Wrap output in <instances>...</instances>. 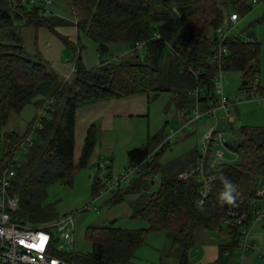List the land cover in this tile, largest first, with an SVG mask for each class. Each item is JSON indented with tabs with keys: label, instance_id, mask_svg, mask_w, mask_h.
Returning a JSON list of instances; mask_svg holds the SVG:
<instances>
[{
	"label": "trees",
	"instance_id": "trees-1",
	"mask_svg": "<svg viewBox=\"0 0 264 264\" xmlns=\"http://www.w3.org/2000/svg\"><path fill=\"white\" fill-rule=\"evenodd\" d=\"M42 1L38 0V7L18 4L11 9L7 0H0V133L9 114L19 111L37 96H49L48 102H53L51 113L43 119L44 129L38 133V142L27 154L12 189L19 195L18 215L30 225L57 219L50 207L43 206L46 189L58 182L70 185L76 172L88 166L95 146L93 128L88 130L77 163L74 160L76 112L80 106L131 95L166 92L171 94L170 104L176 110H189L196 103L206 108L216 99L217 66L212 62V53L216 46L215 32L223 25L219 7L245 12L252 8L250 0H54L59 8L77 20L78 34H85L97 46L123 43L132 49L138 46L144 49L143 55H132L134 62L121 59L117 63L102 62L95 68L86 69L78 55V37L77 45L73 46L75 73L71 81H64L39 53L26 59L27 51L14 31L18 23L34 29L46 26L66 46L71 45L54 31L55 12L44 10ZM165 48H170L176 60L183 64L182 76H178L184 84L171 82L172 86L167 88L156 75ZM227 48L229 55L223 62L224 72L239 73L242 79L240 91H248L249 85L258 78L260 44L229 36ZM99 57L103 59L106 55ZM198 86L201 92L198 97L192 96L191 92ZM259 91L264 92V89L259 86ZM32 126L29 125L22 135L4 134L0 163L16 154ZM238 129L239 144L227 145L238 160L216 170V179L202 205L199 204L197 177L183 179L182 175H171L161 178L155 197L134 212L133 218L145 221L146 229L91 228L87 230L86 238L91 242L92 250L84 255L73 254L69 261L130 264L147 233L162 231L170 233L173 245L183 251L180 264H187L186 251L193 245L194 232L197 229L222 230L230 209L251 204L257 188L262 186L259 178L264 176V127L241 126ZM164 132L149 139L145 146L130 150L127 153L129 164L142 162L159 144ZM160 154L163 152L160 151L133 179L126 195L142 193V184L147 182L145 178H149V186L158 173L167 170L157 162ZM194 155L198 160V151ZM192 163L193 167L197 164ZM195 174L198 176V172ZM96 180L92 185L93 196L101 188ZM120 190L111 199L116 200ZM226 194L232 197L230 201L225 199ZM242 228L238 225L226 228L230 242L223 243L221 251L224 253L228 249L231 252L228 260L238 249Z\"/></svg>",
	"mask_w": 264,
	"mask_h": 264
},
{
	"label": "rangeland",
	"instance_id": "rangeland-1",
	"mask_svg": "<svg viewBox=\"0 0 264 264\" xmlns=\"http://www.w3.org/2000/svg\"><path fill=\"white\" fill-rule=\"evenodd\" d=\"M7 2L9 3L11 9H15L17 6H13L8 0ZM249 3L252 8L246 12L239 11L240 9L229 10L224 6H220V12L223 15L222 27L224 30H228L229 28L225 22L228 15L237 13L239 19L236 26L232 30L228 31V36L241 37L242 40H245L247 35H254L257 38V42L260 44L259 74L257 79L260 80L259 86L264 89V0H258V3L254 5H252L251 0ZM58 6V3L53 0L52 5H50L48 9L56 14L62 15L65 18L67 17L73 19L70 15H68L69 13L65 9L59 8ZM76 21L77 20L73 19L75 26L77 25ZM52 23L54 24V27H56V23L59 22L53 20ZM16 25L18 26L19 24ZM40 28H46V26ZM47 30L52 33V31L48 28ZM14 31L18 36V32H16L15 29ZM78 37L80 45L78 53L86 62L87 60L90 61L89 55L91 50L97 48V45L93 43L85 34L80 33ZM22 39L24 40V46L31 49L29 37L22 34ZM126 46L129 48L127 44L123 43L111 44L109 47L107 46L108 53L105 54V58L110 60L103 59L104 62H119L121 60V56L115 57L114 59L113 57L120 55V53L125 51ZM28 49V52L26 53L27 56H25L26 59L32 58L38 53L36 50L33 52ZM67 52L69 57L72 59L73 50L67 49ZM134 53L143 55V46L142 48L141 46H138L136 49H133V53L130 58L124 56L122 59H131V62H134V58L132 56ZM65 60H68V58L65 57L63 61ZM179 63L180 61L176 60V56L170 48H165L164 57L159 64L156 75L160 77V82L164 83L167 88L172 86L170 84L171 82H178L181 79L178 74L182 76L181 70L183 64L180 63V66ZM222 76L223 95L229 100L230 104L227 109L229 116H226V113L223 110H218L216 111V119L207 116L198 121L195 124L196 126L194 125L195 129L187 133L188 139L183 143L179 142V140H181L179 138H183L185 134L176 136L174 143L169 145L166 149L161 150L163 154H160L161 156L160 158L158 157L157 160V162H159L164 169L167 168V170H163L161 174L158 173L153 181L150 182L149 186H147L149 178H145L147 182L142 184L144 188L142 193L126 195V193H129L132 186L131 184L133 183L132 179L135 177L131 176L130 180H132V183L126 182L122 183L120 186L121 189L125 190H120L119 194L116 196V200L118 199L119 202L113 200V198L111 199V197L117 194V192L113 195L108 194L95 199L92 195V185L94 179H97V177L100 178V172L98 171V159L100 157L98 156L105 152L104 147L101 151L92 152L88 166L76 172L70 185L58 182L50 185L46 189V197L43 201V206L50 207L56 218H62L66 215L75 214L74 245L72 249L66 248V255H84L92 250L91 242L86 238V232L91 228L110 227L113 229L127 231L146 229L148 225L145 221L133 218L137 207L139 208L148 204V202L155 197L161 178L170 177L171 175H182L181 177L183 179L188 176H192L194 178L197 177L198 179V176L195 173L198 172L199 175L197 167H199L200 163L199 160L195 159V149L201 146L203 134L214 126L216 120L219 121L220 127L222 128L221 136L224 138L226 145L229 146H237L239 144V127H264V101L256 103L251 98H248L260 96L258 94H244V92H250V87L257 86L256 82L249 85L248 91H238L242 84L241 75L239 73L228 72L223 73ZM63 80L68 81L67 77ZM180 83L184 84V82L181 81ZM261 93L264 95V92ZM167 94L168 93L159 92L148 94L152 115V123L149 130L151 135H153L152 131L154 129L162 130L164 121L168 120L172 115H175L176 108L170 104V100L168 101L167 98H169L170 95ZM48 97L49 96H37L33 101L24 104L19 111H13L9 114L7 121L1 128L0 148L2 146V137L4 134L13 132L17 135H22L27 131L29 125L36 124L38 120L42 118V115L47 112V107L50 104V102H48ZM165 108L166 111H164ZM136 125V134L132 140L131 148L142 145L143 141L136 138L142 137L146 131L145 122H138ZM151 135L149 138H151ZM115 151L117 152L114 154V158L112 160L107 158V160H110V164L108 166L110 167L109 174L112 177L120 176L125 173L128 168L126 153L120 148ZM217 151L223 152L226 160H238V156L236 158L235 156L228 154L221 145H215L212 147L213 155ZM192 162H197L195 167H193ZM189 163H192L191 166L194 170L190 168ZM169 166H171V168H168ZM259 182V185H264V176L259 178ZM16 193L18 192L15 191L14 194L16 195ZM91 204L96 207V211L87 210V207ZM47 223H49V221ZM226 228V225H222V232L220 234H217L214 230L197 229L193 234V245L186 251L187 264H230L236 262V258L241 256L238 249L232 253V257L229 260L221 251V245L228 239ZM263 228L264 220L259 222L257 225L251 226L249 241L251 244L256 246V249L245 252L242 264H264ZM255 234L257 236H255ZM182 255L183 251L181 248L173 245L170 233L150 231L147 233L143 244L136 249L135 255L130 264H180Z\"/></svg>",
	"mask_w": 264,
	"mask_h": 264
},
{
	"label": "built area",
	"instance_id": "built-area-1",
	"mask_svg": "<svg viewBox=\"0 0 264 264\" xmlns=\"http://www.w3.org/2000/svg\"><path fill=\"white\" fill-rule=\"evenodd\" d=\"M13 6L18 4L38 7L37 0H8ZM252 5L257 4L258 0H252ZM52 0H43L42 6L44 10H49ZM239 19L238 14L232 13L227 19L228 30L219 27L215 32L216 46L212 53V62L217 66L215 76L214 95L216 99L211 100L206 108L196 103L195 107L189 110H176L172 125L164 132L159 144L154 150L142 161L129 164L125 173L117 177L109 174L110 160L101 158L98 160V171L100 178L97 177V184L101 186L95 199L108 194H115L121 188L122 183H130L136 176L141 174L142 169L147 164L153 162L155 156L174 143L176 136L187 134L194 130L195 124L202 118L207 116L216 119V111L223 110L226 116H229L227 109L229 100L223 95V62L228 57L227 48L228 31L232 30ZM144 62L145 60L142 59ZM257 86L250 87L247 95L252 93L260 96L248 97L254 102L260 103L264 101V95L259 91V81L256 79ZM198 86L191 95L198 97L201 92ZM246 91V90H242ZM239 101V100H237ZM53 102L47 107V112L42 115L36 124L32 126L26 137L20 142L18 150L14 156L0 163V264H81L69 261L66 255V248L72 249L74 245V215H66L57 218L49 223L41 225H30L25 223L18 215L19 195L13 192V184L18 172L25 162V158L30 149L36 144L37 136L44 129L43 119L48 117L52 111ZM203 109V110H202ZM222 128L219 121L216 120L213 127L208 129L202 136L201 146L198 149L199 157V204L202 205L210 194L213 182L216 179V170L228 162L235 160L224 158V153L217 151L212 154V147L221 145L228 154L237 158L236 153L231 151L224 138L221 136ZM38 142V141H37ZM40 142V141H39ZM131 176H135L130 180ZM88 211H96L94 205L87 207ZM264 220V185L257 188L255 200L246 207L234 206L231 208L228 217L223 221V225L242 226L241 235L238 242V250L240 257L236 258V262L230 264H242L243 256L246 251L255 250L256 246L249 241L250 228ZM217 234L221 233V228L212 229ZM264 230V228H263ZM230 237L224 242L228 244ZM225 257L229 258L231 252L227 249L224 251ZM228 264V263H225Z\"/></svg>",
	"mask_w": 264,
	"mask_h": 264
},
{
	"label": "crops",
	"instance_id": "crops-1",
	"mask_svg": "<svg viewBox=\"0 0 264 264\" xmlns=\"http://www.w3.org/2000/svg\"><path fill=\"white\" fill-rule=\"evenodd\" d=\"M54 16L55 18L53 20L59 22L56 23L54 31L60 36L66 38L67 41L71 44L70 46H66L60 40V37H58L54 33H50L47 28L34 29L32 27L25 26L24 24L18 23L19 25H16L15 30L16 32H18V38L26 51L28 48L24 46L22 34L27 35L30 39L29 42L31 44V49L28 50H32L33 52L36 50L41 55V57L50 64L52 70L61 79H65V77H67V80L71 81L75 73L74 64L76 58L73 46L77 45V39L79 34L76 26L73 23V19L67 17L65 18L62 15L56 13L54 14ZM229 16L230 15H228V17ZM227 19L225 21L226 23ZM98 48L99 46L91 50V53L89 55L90 61L87 60V62L78 53L86 69L97 67L102 62H104L103 59L110 60L108 58H100ZM67 49L73 50L72 59L71 57H69ZM132 53L133 49L130 46L129 48L126 46V50L120 53V55L114 56L113 59L119 56H121V59L124 56L130 58ZM65 57L68 58V60L63 61ZM258 81L260 84V80ZM238 91H240V87ZM167 95H170L169 98H167L168 101L171 100V94L168 93ZM164 111H166V108L164 109ZM151 119L152 115L150 107V98L148 97V95H131L120 99L99 101L88 105L80 106L76 112V123L74 132L75 162H77L80 158L84 142L86 140L87 133L90 128H93L95 134V146L93 152L101 151V149L104 147L105 152L101 153L98 157L101 158L103 156L102 158L104 159L109 158L110 160H112L114 158V154L117 152L115 151L116 149H122V151L126 153L127 157V153L130 150L145 146L149 139L161 135L162 132L166 131L167 127L172 124L174 116L172 115L168 120L164 121L162 130L154 129L152 131L153 135H151L149 131L150 125L152 123ZM138 122L146 123L145 134L140 138H136L138 140H142L143 143L139 147L131 148L132 140L134 139L136 134V124ZM150 135L151 138H149ZM179 139H181L179 140V142L183 143L188 139V136L187 134H185L183 138L180 137ZM198 149L199 147L195 150L198 151ZM127 165H129L128 157ZM255 236L257 235L255 234Z\"/></svg>",
	"mask_w": 264,
	"mask_h": 264
},
{
	"label": "water",
	"instance_id": "water-1",
	"mask_svg": "<svg viewBox=\"0 0 264 264\" xmlns=\"http://www.w3.org/2000/svg\"><path fill=\"white\" fill-rule=\"evenodd\" d=\"M246 39L252 42H257V38L254 35H247ZM98 49H99L100 56H103L108 53V47L104 44H100ZM243 85H246V82L243 83Z\"/></svg>",
	"mask_w": 264,
	"mask_h": 264
},
{
	"label": "clouds",
	"instance_id": "clouds-1",
	"mask_svg": "<svg viewBox=\"0 0 264 264\" xmlns=\"http://www.w3.org/2000/svg\"><path fill=\"white\" fill-rule=\"evenodd\" d=\"M225 199H227L228 201H230L232 199V197L228 194L225 195Z\"/></svg>",
	"mask_w": 264,
	"mask_h": 264
}]
</instances>
